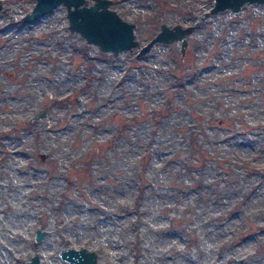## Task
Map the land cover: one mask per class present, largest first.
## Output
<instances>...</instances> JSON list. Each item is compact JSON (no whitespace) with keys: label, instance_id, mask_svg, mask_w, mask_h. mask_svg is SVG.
<instances>
[{"label":"rangeland","instance_id":"rangeland-1","mask_svg":"<svg viewBox=\"0 0 264 264\" xmlns=\"http://www.w3.org/2000/svg\"><path fill=\"white\" fill-rule=\"evenodd\" d=\"M34 2L1 0L0 264H72L67 246L98 264H264V3L111 0L138 43L113 55L63 4L22 21ZM162 22L193 26L183 49L137 55Z\"/></svg>","mask_w":264,"mask_h":264},{"label":"water","instance_id":"water-1","mask_svg":"<svg viewBox=\"0 0 264 264\" xmlns=\"http://www.w3.org/2000/svg\"><path fill=\"white\" fill-rule=\"evenodd\" d=\"M110 2L111 0H94L93 3L87 4L88 0H35L31 10L25 12L20 19L22 21L36 19L57 5L63 4L66 7L68 27L71 31L78 32L85 38L86 43H93L101 51H110L116 55L120 50H131L138 43L133 32L134 23L122 19L114 9L109 8ZM251 2L264 3V0H211L207 13L231 8L232 13L236 15L242 4ZM192 28V25L183 26L180 23L168 25L162 22L151 39L139 47L137 55L145 53L154 42L170 43L179 40L182 50L186 43V35ZM40 113L41 111L31 115V118ZM45 234V230L36 228L34 240H40ZM58 256L72 264H98L97 252L86 246L60 248ZM26 264H39L38 254L30 255Z\"/></svg>","mask_w":264,"mask_h":264}]
</instances>
